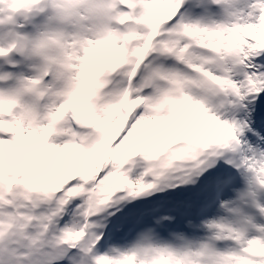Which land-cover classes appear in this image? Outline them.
Returning a JSON list of instances; mask_svg holds the SVG:
<instances>
[{"label":"snow or ice","instance_id":"snow-or-ice-1","mask_svg":"<svg viewBox=\"0 0 264 264\" xmlns=\"http://www.w3.org/2000/svg\"><path fill=\"white\" fill-rule=\"evenodd\" d=\"M0 264H264V0H0Z\"/></svg>","mask_w":264,"mask_h":264}]
</instances>
